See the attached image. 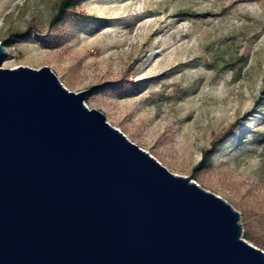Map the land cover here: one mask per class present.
Returning <instances> with one entry per match:
<instances>
[{
    "label": "rangeland",
    "instance_id": "1",
    "mask_svg": "<svg viewBox=\"0 0 264 264\" xmlns=\"http://www.w3.org/2000/svg\"><path fill=\"white\" fill-rule=\"evenodd\" d=\"M60 1L0 0V67L47 66L86 90L88 109L228 203L264 251V0H77L50 27Z\"/></svg>",
    "mask_w": 264,
    "mask_h": 264
},
{
    "label": "water",
    "instance_id": "2",
    "mask_svg": "<svg viewBox=\"0 0 264 264\" xmlns=\"http://www.w3.org/2000/svg\"><path fill=\"white\" fill-rule=\"evenodd\" d=\"M86 93L47 66L0 67V264H264L236 210L129 141Z\"/></svg>",
    "mask_w": 264,
    "mask_h": 264
},
{
    "label": "trees",
    "instance_id": "3",
    "mask_svg": "<svg viewBox=\"0 0 264 264\" xmlns=\"http://www.w3.org/2000/svg\"><path fill=\"white\" fill-rule=\"evenodd\" d=\"M76 1L77 0H61L56 10V13L53 15V17L51 18L49 22V26L54 27L55 25H57L64 18L69 8L76 3ZM253 1H259V0H253ZM26 33L27 32L22 33V34H17V35L22 36V35H25ZM125 87H129V85L126 84ZM232 128H233V125L230 128H227L226 130L218 134L217 137L212 141L210 148L202 152L200 162L198 163V166L196 169L203 167L210 160L212 154L217 149L218 145L222 143V141L226 137H228V135H230L229 133Z\"/></svg>",
    "mask_w": 264,
    "mask_h": 264
}]
</instances>
